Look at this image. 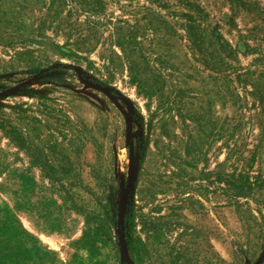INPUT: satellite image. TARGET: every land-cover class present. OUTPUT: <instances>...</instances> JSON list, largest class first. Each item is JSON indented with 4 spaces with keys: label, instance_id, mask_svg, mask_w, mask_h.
<instances>
[{
    "label": "rangeland",
    "instance_id": "374dc122",
    "mask_svg": "<svg viewBox=\"0 0 264 264\" xmlns=\"http://www.w3.org/2000/svg\"><path fill=\"white\" fill-rule=\"evenodd\" d=\"M50 2L0 0V264H134L123 238L138 188L145 211L155 204L169 214L178 204L174 213L181 228L171 233L170 244L185 246L184 264H264V185L252 184L264 178V106L256 88L264 90V0H100L94 14L101 22L141 17L160 28L153 32L160 43L155 55L171 65L162 67L163 96L153 97L130 83L125 66L112 84H101L87 62L61 54L65 47L75 48L78 35L57 18H50L52 25L43 22L56 15ZM62 10L59 18L66 17L68 9ZM188 15L221 36L223 50L219 44L215 48L223 71L205 70L191 58L181 26ZM76 19L70 22H84V16ZM159 22L179 24L164 36L166 27ZM97 38L85 55L105 71L101 55L110 53L108 32L100 28ZM27 41L34 60L48 65L39 73L33 74L19 54ZM61 65L74 69L82 83L65 85L77 96L55 90L50 102L74 122L64 129L67 138L55 136L68 157L67 169L73 170L68 179L79 180L69 196L1 125L7 118L25 126L29 115L56 121L40 111L29 86L54 84L44 81L43 73ZM57 74L51 69L48 76ZM168 95L176 99L168 102ZM106 175L120 184L114 206L119 248L97 228L110 194ZM231 176L247 185L235 188ZM184 227L187 234L180 239Z\"/></svg>",
    "mask_w": 264,
    "mask_h": 264
},
{
    "label": "trees",
    "instance_id": "16d2710c",
    "mask_svg": "<svg viewBox=\"0 0 264 264\" xmlns=\"http://www.w3.org/2000/svg\"><path fill=\"white\" fill-rule=\"evenodd\" d=\"M50 5L56 11V15H46L43 22L52 25L54 22H48L50 18H57L60 25L68 24V27L71 29L70 34L75 32L78 35V41L76 44H73L75 48L65 47L67 49L61 50V54L65 56L69 55L76 63L87 62V69L92 70L96 77H98V81L102 83L112 82L117 69L125 66L129 71L130 83L136 84L142 94L148 97H153L156 94L163 96L161 87L165 84V77L163 76L164 71L162 67L168 68L171 64L168 58L155 55V51L160 44L157 42L156 37L149 38L144 33L142 35L143 39H138L139 34L130 27L128 28L122 24L112 25V30L115 34L108 35V46L106 48L110 53H103L101 55L103 60L102 68L105 70L103 71L101 67L97 66L95 61L91 60L88 55H85L92 51L94 42L98 41L97 44L100 42L97 36L101 26L111 23L101 22V19L96 18V14H94L101 7L100 0H51ZM63 8L68 9L66 17L62 16V18H59L58 14L62 13ZM80 16H84V22H70L71 18L74 17L77 18L76 21H79ZM161 20H164V18L162 17ZM159 23L163 24V26L166 24L164 27L168 28L171 25L169 22ZM177 23L179 24V22ZM181 26L187 32L186 43L188 49L191 50V58L201 63L205 70L214 72L223 71L225 63L222 57L217 55L218 52L215 48V45L219 44L221 36L218 33L216 34L203 28L190 15H188V22L184 25L181 24ZM84 29L88 32L87 34L83 33ZM154 29L157 31L160 28L156 26ZM27 42L24 50L19 52L20 56L27 58L26 60L30 63L29 66L32 72L37 73L39 70L42 71L45 68L43 66L44 63L38 59L34 60L35 49L34 47H29L33 45L32 41ZM67 45H72V43H68ZM115 46L121 49V53L113 49ZM222 46L223 44L220 43L219 47L223 50ZM262 59L264 60V56H262ZM262 59L257 60L261 62ZM151 60L156 63L154 67L149 62ZM158 62L161 64H157ZM68 74L71 75V72ZM256 88L260 92L258 99L261 100L264 106V90L258 85H256ZM62 89L60 92L78 95L68 88ZM32 90L30 93H33L34 97L40 99V105L42 106V110L40 111L45 116H50L56 121L52 122L49 118V120L47 118L43 120L41 117L29 115L25 117L28 120L24 123L25 126L19 127L14 125L9 119L3 118L1 120L2 128L20 148L28 151L31 156L38 158L36 163L43 167L50 181L60 191H64L69 196L71 195L69 188L79 183V180L74 178L68 179L73 176V170L72 168L67 169L66 158L68 157L62 143L55 136L56 133H59L63 138H67L68 134H66L64 129L72 127L74 122L64 115L62 110L50 105V102L53 101L50 94L52 91L43 93L34 89ZM168 97L170 96L168 95ZM175 99V97H170L168 98V102H172ZM44 132L45 135L41 136ZM231 177L233 180H229V184L234 185L235 188H239L240 184L247 185L239 181L235 176ZM102 179L106 180L104 181L106 182L105 187L110 191V194L106 195V203L103 206L105 216H97L99 219L97 228L101 234L112 240L115 246L119 248V241L114 232V206L116 205V195L120 189V184L116 181L114 175H106ZM252 184H258L257 186L264 185V178L257 179ZM143 199L141 190L138 188L125 215L126 242L130 258L136 264H184L187 261L186 253L183 249L185 246L177 244V242L170 244L171 233L181 228V223L177 221L175 218L176 214L174 213L178 206L174 205L170 207L172 213L169 214H161V211L158 210L159 206L155 204L148 211H145V204H138V201H142ZM101 201L103 200L101 199ZM186 229L187 227L182 228V232L179 234L180 239L187 234ZM143 233L146 234V237H143ZM167 243L170 246H161V244Z\"/></svg>",
    "mask_w": 264,
    "mask_h": 264
},
{
    "label": "flooded vegetation",
    "instance_id": "af4514ba",
    "mask_svg": "<svg viewBox=\"0 0 264 264\" xmlns=\"http://www.w3.org/2000/svg\"><path fill=\"white\" fill-rule=\"evenodd\" d=\"M140 19H142V18L140 17ZM140 19L137 18V22H123V21L120 20V22H111V23H108V24H103L101 26V29H103V31H107L108 35L115 34V32L112 30V27L114 25H116V24H122V25H124V26H126L128 28L130 27L132 30H135L139 34L138 39H143L142 35H144V33H146L149 36V38H152L153 37V32L156 31V29H154V27H156L157 25L155 24V22H141ZM101 21H103V20H101ZM169 24H171V25H169L170 26L169 28H171L173 30L177 29V26H178L177 22H169ZM164 26H166V24ZM169 28L168 27L165 28L164 36L167 35V31L169 30ZM188 50H189V52L191 51L190 49H188ZM67 56H69V55H67ZM47 66H44V67H47ZM51 69L59 71V74H57V75H55V76H53L51 78V76H48V73L51 71ZM87 71H92V70H88L87 69ZM70 72H71V75L68 74ZM34 73H36V72H33V74ZM92 75L95 77L94 80L96 82H98V83H101V84H112V82L102 83V82L98 81L99 79H98V77H96V75L93 73V71H92ZM43 80L44 81L53 80L54 84L49 85V86H45L44 89H40V88H35V87H32V86H29L30 91H33L32 89H34V90H36L38 92H42V90H44L45 91L44 93H46L47 91H52L53 92L55 90H57V91L63 90L62 88H68L69 90L77 93L76 91L72 90L71 88H69V87H67L65 85L66 84H69V85L75 84V85L82 86V83L78 82V74H77V72L74 69L66 68L63 65H61L58 68H54V67L51 68L50 67V69L48 71L43 73ZM60 87H62V88H60ZM52 92H50V94H52ZM110 102H111V104H113L112 101H110ZM113 107H114V109H117L114 104H113ZM174 205L175 204H173L172 206H174ZM176 205H178V204H176ZM172 206H170V207H172Z\"/></svg>",
    "mask_w": 264,
    "mask_h": 264
},
{
    "label": "water",
    "instance_id": "95a60500",
    "mask_svg": "<svg viewBox=\"0 0 264 264\" xmlns=\"http://www.w3.org/2000/svg\"><path fill=\"white\" fill-rule=\"evenodd\" d=\"M124 244H125V253L127 254V256L129 257V259L132 261V259L130 258V255H129V251H128V246H127V242H126V234L124 236ZM119 242H121V240L119 239ZM133 262V261H132ZM134 263V262H133ZM136 264V263H134Z\"/></svg>",
    "mask_w": 264,
    "mask_h": 264
}]
</instances>
